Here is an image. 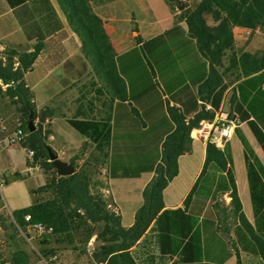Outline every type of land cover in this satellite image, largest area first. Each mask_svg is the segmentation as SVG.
Returning a JSON list of instances; mask_svg holds the SVG:
<instances>
[{"label":"trees","instance_id":"16d2710c","mask_svg":"<svg viewBox=\"0 0 264 264\" xmlns=\"http://www.w3.org/2000/svg\"><path fill=\"white\" fill-rule=\"evenodd\" d=\"M26 1L6 0L10 8ZM65 1L67 19L81 38L84 54L93 70L115 88L112 97L116 95L111 120L66 121L98 149L111 142L110 178H137L143 172L154 175L142 189V204L127 228L121 224V214L107 208L102 194L91 191L90 173L83 168L53 176L37 187V191L50 190L52 197L13 210L17 225L26 227L24 216L29 214L31 222L45 223L53 227L52 234H62L79 219L103 221V229L96 234L102 243L92 257L104 264H137L130 248L153 222L159 253L168 255L171 264H214L203 259L201 227L215 222L224 234L232 229L236 250L258 255L264 262V165L239 126L234 134L242 146L253 222L242 210L228 140L221 148L207 141L204 166L183 206L166 208L163 202V190L178 173V157L191 150V130L213 120L219 110L229 85L224 78L233 81L264 69V47L259 54H238L232 33L235 26L264 33V0H200L181 13L187 28L176 24L148 40L137 34L138 44L120 55L86 0ZM41 46L38 42L31 52L10 49L0 56V82L5 85L0 94L10 99L26 123L30 115L35 119L42 114L37 115L32 92L23 80ZM138 48H144L146 55L133 59L131 54ZM242 120L264 153L263 128L251 115ZM47 133L37 126L25 143L34 149L36 164L50 170L54 166L47 152ZM71 163L74 166L73 159ZM226 192L230 206L224 205L220 194ZM27 260L23 250L11 257L12 264Z\"/></svg>","mask_w":264,"mask_h":264},{"label":"crops","instance_id":"0c3cea01","mask_svg":"<svg viewBox=\"0 0 264 264\" xmlns=\"http://www.w3.org/2000/svg\"><path fill=\"white\" fill-rule=\"evenodd\" d=\"M86 1L91 11L102 20L116 55L126 52L135 44L137 45L138 42L135 37L137 34L141 36L142 40H148L176 24L187 28L181 16L178 19L176 12H173L170 7V12L174 14L172 24L158 33L149 31L147 37L144 38L136 20V27L130 30L131 33L122 29V17L117 14V3L120 0ZM66 6L68 7V3L65 0H28L10 8L6 0H0V56L4 50L13 49L18 53L31 52L36 43L42 44L32 65L24 73L23 80L32 92L36 110L42 113L41 115L47 120L46 124H49L50 130L46 137V144L62 161L69 163L75 159L80 164L79 166L87 161L89 164L85 165L87 167L92 166V168L97 162H100V155H96L99 151L102 154L101 161L105 165L102 170L105 187L98 184L99 192L104 197L107 208L110 207L111 210L120 213V209L110 192V183L119 179L108 176L111 142L103 143V150L97 149L96 144L84 135L81 138V143L77 145L62 143L55 145V149L49 143L53 138V128L57 122L68 124L66 121L68 118L95 120L109 118L111 120L116 102V95L113 98L111 94L115 88L112 89L105 77L93 70L90 60L84 54L81 38L67 19ZM133 19H135L134 15H131V20ZM252 32H254L253 35H251ZM232 33L234 49L238 54L245 52L259 54L262 51L264 33L261 30L254 29L251 31V28L248 27L235 26L232 28ZM257 35H262V44H259L260 38ZM245 41L250 43L245 44ZM224 80L229 85L219 110L213 120L202 121L198 128L191 130V150L178 157V173L163 190V202L166 208L183 206L186 196L191 191L204 166L206 143L214 131L216 120L220 114L226 113L236 120L237 126L242 129L246 136L245 127L248 128V126L242 119L248 115H251L264 130V95L258 94L259 91L264 92V69L254 74L242 75L233 81L228 78H224ZM207 107L209 108L208 104ZM0 129L2 130L3 127ZM228 141L232 151L237 193L244 215L252 223L253 219L249 216L250 210H252L250 188L242 146H238L239 140L235 134ZM223 143L215 144L221 148ZM6 145H9L8 142ZM251 145L264 165V153L261 147L258 143L257 146L252 143ZM86 157H90V159L87 160ZM143 174H150L149 179L147 178L144 183L146 185L153 177L154 172H143L139 177ZM220 194L224 205L230 206L232 200L228 196V192ZM133 221L134 215L127 223H124L121 214L123 227H129ZM217 226L215 222H207L201 227L202 252L205 262L214 264H264L258 255L235 249L232 229L224 234ZM95 237L96 234L94 233L90 235V243L95 240ZM130 253L137 264H171L168 255L159 253L153 222L131 246ZM98 264L104 263L99 262Z\"/></svg>","mask_w":264,"mask_h":264},{"label":"rangeland","instance_id":"374dc122","mask_svg":"<svg viewBox=\"0 0 264 264\" xmlns=\"http://www.w3.org/2000/svg\"><path fill=\"white\" fill-rule=\"evenodd\" d=\"M199 1L173 0L170 3L168 0H120L117 3V14L122 17L123 30L131 33L130 30L136 27V20L140 32L145 38L149 31L158 33L172 24L174 14L170 12V7L173 12H176V17L179 19L181 13L183 14L186 9L194 8ZM131 15H134L135 19L131 20ZM211 20L209 19L210 22ZM253 34L254 32L251 33V35ZM257 36L260 38L259 44H262V35ZM248 43L250 42L245 41V44ZM135 46L136 44L131 48ZM5 51L1 52V56L5 55ZM145 55V49L138 48L131 54V57L133 59L137 57L144 58ZM147 60L148 57L144 62ZM1 87L4 88L5 85L1 84ZM261 95H264V92ZM136 108L139 110L138 107ZM36 113L38 116L40 115L37 110ZM38 118L34 119L36 127L40 126L43 132L49 131L50 128L49 124H46V118L42 122H39ZM14 119H17V121H14ZM0 127H3L2 130L0 129V256L3 264H12L11 257L18 250H23L28 254L26 264H98L99 262L92 257V253L101 245L102 241L95 237V240L90 243V236L88 237V235L91 232L92 234L100 232L104 226L103 221L90 223L79 219L71 223L72 228L67 233H54L51 235H39L26 227L17 225L12 211L51 198L52 193L50 190L37 191V187L48 183L53 176L59 175L55 168L50 170L40 168L36 164L37 161L34 160V155L31 159L27 157L26 150L34 149L25 143L29 134L26 120L21 119L17 107L11 104L7 96L2 94H0ZM17 127L23 131V141L6 145L8 136ZM245 132L250 142L257 146L247 127H245ZM82 136L67 123L57 122L53 128V138L49 143L53 148H55V145L62 143L77 145L81 143ZM238 146L241 147L239 141ZM155 150L156 148H153L154 152H156ZM96 155H100V162H97L93 168L85 165L89 164L87 161L79 166L78 161L73 159L75 170L79 168L89 170L91 178L94 177L91 180V189L94 193L100 191L98 184L105 187L102 171L105 165L101 161L102 154L98 151ZM86 159L89 160L90 157H86ZM16 173L20 174L19 178H17ZM149 175L143 174L139 178H119L110 183V192L120 209L124 223L133 218L135 209L142 204V189ZM7 179H11V181L6 183ZM109 209L111 210L110 207ZM249 216L253 219L252 210H250Z\"/></svg>","mask_w":264,"mask_h":264},{"label":"built area","instance_id":"2783aa9c","mask_svg":"<svg viewBox=\"0 0 264 264\" xmlns=\"http://www.w3.org/2000/svg\"><path fill=\"white\" fill-rule=\"evenodd\" d=\"M237 126L236 120L229 117L226 113H222L218 116L215 128L213 133L211 134L209 140L214 143L225 142L229 140L234 135V130ZM24 139L23 131L21 128L17 127L11 135L8 136L7 142L8 144H16L21 143ZM27 157L31 159L34 155V150L27 149ZM25 221L27 222L26 228L30 231L35 232L39 235H50L53 233V227L50 225H46L42 222H31V217L29 214L24 216ZM1 226V220H0Z\"/></svg>","mask_w":264,"mask_h":264},{"label":"water","instance_id":"95a60500","mask_svg":"<svg viewBox=\"0 0 264 264\" xmlns=\"http://www.w3.org/2000/svg\"><path fill=\"white\" fill-rule=\"evenodd\" d=\"M44 119L45 117L41 115L39 116L38 121L42 122L44 121ZM27 128L29 132H32L36 129V125L34 124V119L32 118V115L29 116V119L27 121ZM47 152L49 155V160L52 162V165L56 169V172L59 176H67L74 173L75 168L72 163L62 161L60 158H58V155L49 146H47Z\"/></svg>","mask_w":264,"mask_h":264}]
</instances>
